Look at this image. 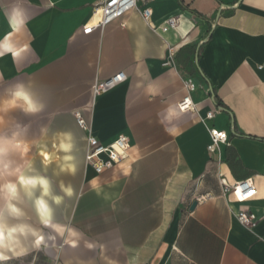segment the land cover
<instances>
[{
	"label": "crops",
	"instance_id": "crops-1",
	"mask_svg": "<svg viewBox=\"0 0 264 264\" xmlns=\"http://www.w3.org/2000/svg\"><path fill=\"white\" fill-rule=\"evenodd\" d=\"M97 1L20 0L24 16L11 40L28 51L15 62L0 58L3 80H36L50 112L68 116L82 140L83 168L64 211L96 248H66L60 264H264V0H139L154 22L178 16V26L152 31L133 10L123 27L85 35ZM10 32L0 11V38ZM168 47L176 54L164 67ZM119 72L125 81L93 98V83ZM185 97L196 113L179 111ZM76 113L101 144L127 136L130 175L86 167ZM208 128L225 131L228 142L207 151ZM221 179L251 180L256 196L243 207L257 220L253 229L231 213ZM37 264L49 260L40 254Z\"/></svg>",
	"mask_w": 264,
	"mask_h": 264
},
{
	"label": "clouds",
	"instance_id": "clouds-1",
	"mask_svg": "<svg viewBox=\"0 0 264 264\" xmlns=\"http://www.w3.org/2000/svg\"><path fill=\"white\" fill-rule=\"evenodd\" d=\"M0 11L12 28L0 38V58L10 55L15 62L28 51L27 45L18 48L11 40L19 30L15 21L24 16L20 0H13L11 7L0 3ZM25 21L26 17L20 23ZM36 87L32 78L11 83L0 75V264H37L40 254L49 264H60L66 248L77 249L82 242L88 250L96 248L64 211L76 195L72 179L80 168L82 140L71 127L53 130L51 122L59 113L48 111ZM39 117L50 123L40 124L37 134L33 122ZM111 160L101 163L97 172L115 164L119 175L131 174L135 160ZM98 179L91 183L98 186Z\"/></svg>",
	"mask_w": 264,
	"mask_h": 264
},
{
	"label": "built area",
	"instance_id": "built-area-1",
	"mask_svg": "<svg viewBox=\"0 0 264 264\" xmlns=\"http://www.w3.org/2000/svg\"><path fill=\"white\" fill-rule=\"evenodd\" d=\"M149 0H145L147 3ZM139 0H98L92 7L90 20L83 25L82 33L87 35L95 30H101L107 25L113 22H120V26L124 24L121 19L129 12L136 10L142 19L146 22L148 27L155 32H167L173 30L178 26V16H170L159 23L152 20V11L146 5L140 6ZM176 50L173 47L166 49V56L163 59V66L170 67L173 65L174 56ZM126 75L123 72L116 73L111 77L95 81L91 86V93L93 98L99 97L118 84L125 81ZM185 88L188 92L194 90L195 85L192 80L188 79L185 82ZM178 109L181 112L191 111L196 113V105L192 103L189 97H185L179 104ZM218 113V109L208 111L205 117L202 119L204 122L214 118L215 114ZM75 121L79 129L85 134V153L84 163L95 174H101L97 172V167L101 163L107 165L111 163L113 156L121 157L123 160L126 157L127 151L130 147L127 136L120 134L111 143L104 145L101 144L94 136L85 120L78 113L74 115ZM209 144L207 151H213L219 145L226 144L228 142V134L225 131H220L215 128H208ZM95 140L92 144L91 141ZM115 145V147H113ZM115 164H113V167ZM110 169L105 167V170ZM104 170V171H105ZM221 195L225 199L231 213L235 216L237 221L247 229H253L256 226V218L243 205L256 196V189L253 186L250 179L234 181L232 183L225 179L220 180ZM208 196H200L197 198V202H203ZM237 204L236 209L232 208V204Z\"/></svg>",
	"mask_w": 264,
	"mask_h": 264
},
{
	"label": "rangeland",
	"instance_id": "rangeland-1",
	"mask_svg": "<svg viewBox=\"0 0 264 264\" xmlns=\"http://www.w3.org/2000/svg\"><path fill=\"white\" fill-rule=\"evenodd\" d=\"M4 86L7 87L8 85L5 84ZM0 92H2V88H0ZM48 111H50V109H48ZM43 123H50V121L44 119L43 117L36 118V120L33 122V133L38 134L39 126L40 124H43ZM70 124H71L70 118L68 116H57L55 121L51 122V127L53 128V130L66 129V128L71 127ZM80 159H81V164H80L78 173H80L83 168L82 143H81Z\"/></svg>",
	"mask_w": 264,
	"mask_h": 264
},
{
	"label": "water",
	"instance_id": "water-1",
	"mask_svg": "<svg viewBox=\"0 0 264 264\" xmlns=\"http://www.w3.org/2000/svg\"><path fill=\"white\" fill-rule=\"evenodd\" d=\"M195 206V203H193L192 208Z\"/></svg>",
	"mask_w": 264,
	"mask_h": 264
}]
</instances>
